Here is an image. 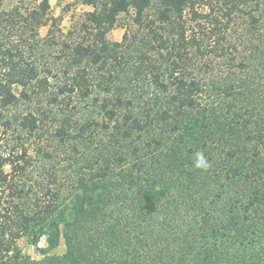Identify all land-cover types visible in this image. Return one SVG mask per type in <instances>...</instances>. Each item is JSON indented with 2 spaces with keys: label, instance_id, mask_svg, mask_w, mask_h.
I'll list each match as a JSON object with an SVG mask.
<instances>
[{
  "label": "trees",
  "instance_id": "obj_1",
  "mask_svg": "<svg viewBox=\"0 0 264 264\" xmlns=\"http://www.w3.org/2000/svg\"><path fill=\"white\" fill-rule=\"evenodd\" d=\"M79 2L91 10L46 64L62 35L54 19L40 37L49 0L24 12L0 0V264H264V0ZM130 12L137 32L108 40ZM239 19L251 37L236 63ZM40 97L73 108L54 136L86 171L66 195L57 173L32 182ZM24 236L45 237L40 260Z\"/></svg>",
  "mask_w": 264,
  "mask_h": 264
},
{
  "label": "rangeland",
  "instance_id": "obj_2",
  "mask_svg": "<svg viewBox=\"0 0 264 264\" xmlns=\"http://www.w3.org/2000/svg\"><path fill=\"white\" fill-rule=\"evenodd\" d=\"M41 1L42 0H4L2 9L4 11H9L16 7L24 12L39 5ZM90 10L91 8L83 6L79 0H49L47 17L51 20L47 27L39 30L40 37L44 38L46 36L49 25L52 24V20L54 19L58 20V29L61 31L62 37L59 36L56 38V41L59 42V44H57L58 46H44L45 59L42 60L43 63L47 64L54 60V55H58V51L61 49V42L67 41L66 38H69L68 33L79 25L84 14ZM132 15L133 13L130 12V15L121 14L118 17L115 28L107 35L108 40L120 42L126 31H129L130 34L137 32L138 28L132 22ZM246 21L248 20H237L231 31L230 39L237 44V50L233 52L237 57L236 63L249 53V50H247L249 47L246 48L245 44L248 43L247 41L250 39L251 35L246 33V29L248 28ZM56 61L57 66L62 64L60 60ZM212 69L214 75H219L221 72L225 71L226 65L222 61L214 60ZM86 106H88V109L85 108ZM92 107L93 105L89 103L79 104L76 111L78 112L79 108L81 111L79 114H72L73 117L71 122L82 121L83 114L86 111L87 114L91 112L93 109ZM32 109L37 115L44 111L47 116L46 119L44 118L45 122L40 139L31 138L27 142L28 153L34 160L32 169L30 170L32 172V182L34 184L35 182L47 184L49 175L57 173L60 188L64 192V195H66L71 190L73 181L76 180L78 172L80 173L83 170L86 171L85 159L79 154L73 153L71 151V146H62L59 139L54 136L55 130L60 126L65 115H71L70 110L73 108H71L70 104V110L68 112L67 110L62 111L60 108L58 109L56 106L52 105L48 99L40 97V99L32 105ZM95 115L96 114L93 116ZM18 245L24 255L33 260H40L42 258L41 249L46 247V239L42 237L36 245H33L30 237L24 236L18 241ZM64 251L65 246L63 241H61L59 246L51 251L50 254L62 255Z\"/></svg>",
  "mask_w": 264,
  "mask_h": 264
},
{
  "label": "clouds",
  "instance_id": "obj_3",
  "mask_svg": "<svg viewBox=\"0 0 264 264\" xmlns=\"http://www.w3.org/2000/svg\"><path fill=\"white\" fill-rule=\"evenodd\" d=\"M194 167L197 169H203V170H206L207 168L210 167L209 161L206 159V157L204 156L202 152H197L195 154Z\"/></svg>",
  "mask_w": 264,
  "mask_h": 264
}]
</instances>
